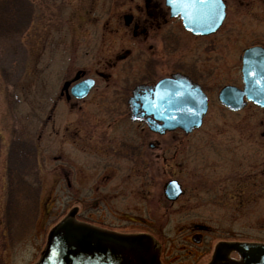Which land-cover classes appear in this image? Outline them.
<instances>
[{
  "label": "rangeland",
  "instance_id": "374dc122",
  "mask_svg": "<svg viewBox=\"0 0 264 264\" xmlns=\"http://www.w3.org/2000/svg\"><path fill=\"white\" fill-rule=\"evenodd\" d=\"M30 1L26 30L0 38V264H35L72 207L92 225L151 234L163 264H204L215 242L264 243V108L233 112L217 100L222 85H240L237 54L252 32H264V0H224V24L207 37L171 19L151 26L147 42L123 23L127 14L147 17L144 0ZM77 72L95 83L84 98H66L64 83ZM176 72L208 96L201 126L154 132L131 119L133 88ZM14 138L34 143L40 190L33 230L8 243L2 215ZM170 179L183 190L173 202L163 194Z\"/></svg>",
  "mask_w": 264,
  "mask_h": 264
},
{
  "label": "water",
  "instance_id": "95a60500",
  "mask_svg": "<svg viewBox=\"0 0 264 264\" xmlns=\"http://www.w3.org/2000/svg\"><path fill=\"white\" fill-rule=\"evenodd\" d=\"M165 4L170 15L179 16L183 28L193 34L214 32L225 15L221 0H165ZM124 18L127 19L128 15ZM254 49H249L247 54ZM122 57L124 54L119 55ZM242 79L241 89L223 85L217 93L218 101L230 110L240 109L244 98L264 107V73L244 64ZM93 83L92 78L83 79L71 87L70 93L83 98ZM137 99L144 113L152 117V130L180 129L190 133L200 127L207 111V96L201 87L178 74L159 79L153 88L144 90ZM163 192L166 199L173 201L180 196L182 189L177 180L170 179ZM76 210V207L71 208L50 229L35 264H160L158 250L150 234L99 228L76 220ZM230 251L237 252L240 258H230ZM207 264H264V243H218Z\"/></svg>",
  "mask_w": 264,
  "mask_h": 264
},
{
  "label": "trees",
  "instance_id": "16d2710c",
  "mask_svg": "<svg viewBox=\"0 0 264 264\" xmlns=\"http://www.w3.org/2000/svg\"><path fill=\"white\" fill-rule=\"evenodd\" d=\"M33 15L30 0H0V38L11 40L20 36L29 26ZM36 148L23 139L10 141L5 166V205L3 222L6 241L28 235L38 207L40 190L36 169ZM33 221V222H32Z\"/></svg>",
  "mask_w": 264,
  "mask_h": 264
},
{
  "label": "flooded vegetation",
  "instance_id": "af4514ba",
  "mask_svg": "<svg viewBox=\"0 0 264 264\" xmlns=\"http://www.w3.org/2000/svg\"><path fill=\"white\" fill-rule=\"evenodd\" d=\"M162 1H163V4L161 2H156L153 0H144V3H143L144 6L143 7L146 10V14H147V17L144 19H141L140 17H137L135 19L131 14H127L128 15L127 19H125L123 16V23L127 27L131 26L133 37H137L138 35H141V37H142L141 40L143 42H147V40L151 37V29H150L151 26L159 27L161 24H165L171 19H177L181 23L179 16H171L170 15L169 8L165 4V0H162ZM221 1L224 4L225 15H224V18H223L220 26L214 32L207 33V34H193L189 31H186L183 27L182 28L186 32L190 33L192 36H195V37H207L208 35L215 33L221 27V25L224 24V21L226 18V4H225L224 0H221ZM248 38L249 37H245L244 39H248ZM149 47H151V46H149ZM251 48H255V49L253 51H251L249 54H247V51H249V49H251ZM128 54H129V51L125 50V56ZM237 64L239 67L240 85L239 86L234 85V84H229V85H234L238 88L243 87L242 67L244 64L249 66V67H252L254 69H257L259 71H262L264 73V32H252V37L249 39V41H245L243 43V45L240 46L238 54H237ZM173 74H178V72L171 73L168 76H171ZM83 75H84L83 73L77 72L73 81H72L73 83L67 82V84H65L64 93H65L66 98L71 97L70 96L71 85H73L74 83H76L82 79L88 78V77H82ZM184 76H186V75H184ZM186 77L189 79V81L191 83L199 85L198 83L193 82L188 76H186ZM224 85H228V84H224ZM151 87H152V85H141V86H137V87L133 88V90L131 91V94L128 96L127 101H126L127 106L130 110V115H131L130 118L131 119H140V120L145 121L148 128L150 126V124H149L150 117L148 115H146L144 113V111L141 109V107L139 105V101L137 99V96L140 95L141 93H143L144 90L151 89ZM248 104H252L255 107H258L254 103H252L251 101L245 100L244 105L240 109L233 111V112H238V111L244 109ZM226 110H228V109H226ZM228 111H230V110H228ZM156 132H160V131H156ZM151 146H152V144H151ZM182 192H183V190H182ZM163 194H164V192H163ZM171 202H173V201H171ZM77 211H78V207H77ZM77 211H76L75 216H77ZM192 239L195 240L197 243H200L202 240L201 234L197 233V234L193 235ZM221 242H224V241H221ZM221 242H215L213 244V247H212V250H211V253L209 256V260L207 262H205L204 264H207L211 260L215 246ZM225 242H230V241H225ZM158 243L159 242L156 240L158 255L160 258V254L162 252V249L160 247V244H158ZM233 253L236 254V257H233V258H239V255L235 251L230 252V257H232L231 255ZM160 264H163L162 261L160 262Z\"/></svg>",
  "mask_w": 264,
  "mask_h": 264
},
{
  "label": "snow or ice",
  "instance_id": "6c2138e0",
  "mask_svg": "<svg viewBox=\"0 0 264 264\" xmlns=\"http://www.w3.org/2000/svg\"><path fill=\"white\" fill-rule=\"evenodd\" d=\"M257 83H260V81H257ZM177 95H179V93H177Z\"/></svg>",
  "mask_w": 264,
  "mask_h": 264
}]
</instances>
